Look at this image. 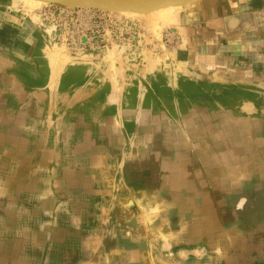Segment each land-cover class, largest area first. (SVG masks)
<instances>
[{
  "label": "rangeland",
  "instance_id": "1",
  "mask_svg": "<svg viewBox=\"0 0 264 264\" xmlns=\"http://www.w3.org/2000/svg\"><path fill=\"white\" fill-rule=\"evenodd\" d=\"M204 2L199 19L188 20L186 5L166 21L159 12L0 0L11 25L0 41L16 49L0 59L3 68L14 62L9 81L18 97L0 106V263L109 264L106 237H146L158 227L168 237V225L154 228L135 196L117 197L124 158H138L139 146L155 136L173 152L178 141L191 142L194 157L215 165V146L227 135L221 129L263 122L243 110L251 103L264 112L257 97L264 85L251 84L264 70H254L247 48L238 56L220 48L227 40L220 37L222 4ZM26 45L27 55L20 51ZM230 61L229 68L220 63ZM24 109L30 115H15ZM123 220L129 230L118 227ZM110 221L123 233H110Z\"/></svg>",
  "mask_w": 264,
  "mask_h": 264
},
{
  "label": "crops",
  "instance_id": "2",
  "mask_svg": "<svg viewBox=\"0 0 264 264\" xmlns=\"http://www.w3.org/2000/svg\"><path fill=\"white\" fill-rule=\"evenodd\" d=\"M204 1L186 6L188 20L202 16L204 8L208 7ZM218 1L222 4L217 12L220 37L227 38L226 44L220 48L236 56L247 48L254 54L251 62L254 70H264V61L255 59L264 54V0ZM1 5L0 38L6 35V28L11 27ZM207 13L208 17L216 16V12L210 9ZM13 46L0 41V54L16 56ZM28 47L23 46L24 52L20 51L27 55ZM1 61L0 106L2 101L18 99L16 82L13 85L9 81L10 74L13 78L15 75L11 64L14 62L10 60L11 67L3 68ZM220 63L226 64L223 68H229L228 65L234 62ZM254 74L259 77L257 71ZM28 81L26 79V83ZM251 84L264 85V74ZM262 96L264 92L257 94V97ZM257 97L249 100L256 101ZM253 109L250 103L248 110L243 111L264 118V112L258 114L259 111ZM18 114L30 115V112L24 109L15 115ZM244 132L248 133V140L241 141L244 136L240 133ZM220 133L227 135L221 137L220 144L215 146L218 151L217 158H214L216 174L209 172L214 170L212 161L209 163L194 157L191 142L178 141L182 152H173L171 150L178 148L160 144V137L153 136L151 141L139 146L142 151L138 158L131 154L124 158L117 197L122 201L125 196H135L138 206L152 213L149 218L154 219V228L160 223L168 225L169 236L163 238L158 227L146 237H128L126 233V236L106 237L104 256L109 264H130L129 261L131 264H161L162 260L168 264H264V119L260 124H233L226 130L221 129ZM160 148L169 150L161 159ZM109 209L111 214L118 213L117 206ZM123 221L118 227L129 230V225ZM108 228L110 233L111 228L117 230L111 221ZM117 231L123 233L121 228ZM214 249L216 255L210 254ZM7 260L10 263L11 250Z\"/></svg>",
  "mask_w": 264,
  "mask_h": 264
},
{
  "label": "water",
  "instance_id": "3",
  "mask_svg": "<svg viewBox=\"0 0 264 264\" xmlns=\"http://www.w3.org/2000/svg\"><path fill=\"white\" fill-rule=\"evenodd\" d=\"M49 5L92 10L122 9L147 13L169 6L184 5L198 0H39Z\"/></svg>",
  "mask_w": 264,
  "mask_h": 264
},
{
  "label": "bare ground",
  "instance_id": "4",
  "mask_svg": "<svg viewBox=\"0 0 264 264\" xmlns=\"http://www.w3.org/2000/svg\"><path fill=\"white\" fill-rule=\"evenodd\" d=\"M22 1V0H21ZM24 3L26 4V6H29L31 7L32 5L33 6H40V5H44V4H47L46 2H42V1H39V0H23ZM200 1V0H198ZM198 1H194V2H198ZM194 2H190V3H187V4H184V5H177V6H169V7H165V8H161V9H158V10H154V11H151V12H147V14H153V13H161V15H167L168 16V19H166V21H169V20H172L173 16L172 15H168L170 11L174 10V9H177V8H182L183 6H186L188 4H191V3H194ZM68 7V6H67ZM71 8V7H69ZM103 11H118V12H122V13H127V14H132V15H139V14H142V13H137V12H131V11H127V10H122V9H108V10H103ZM166 16V17H167ZM170 16V17H169ZM161 17V16H160ZM175 20V19H174ZM173 21V20H172Z\"/></svg>",
  "mask_w": 264,
  "mask_h": 264
},
{
  "label": "built area",
  "instance_id": "5",
  "mask_svg": "<svg viewBox=\"0 0 264 264\" xmlns=\"http://www.w3.org/2000/svg\"><path fill=\"white\" fill-rule=\"evenodd\" d=\"M95 11H97V10H95ZM97 17V16H96Z\"/></svg>",
  "mask_w": 264,
  "mask_h": 264
}]
</instances>
